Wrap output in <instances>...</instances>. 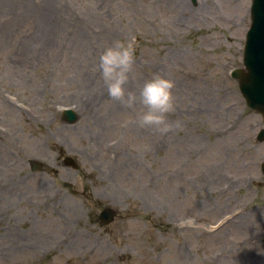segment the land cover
Here are the masks:
<instances>
[{
	"label": "rangeland",
	"instance_id": "374dc122",
	"mask_svg": "<svg viewBox=\"0 0 264 264\" xmlns=\"http://www.w3.org/2000/svg\"><path fill=\"white\" fill-rule=\"evenodd\" d=\"M182 2L0 0V264H264V123L230 77L250 0ZM132 37L126 89L174 81L167 133L101 79Z\"/></svg>",
	"mask_w": 264,
	"mask_h": 264
},
{
	"label": "clouds",
	"instance_id": "9594fccd",
	"mask_svg": "<svg viewBox=\"0 0 264 264\" xmlns=\"http://www.w3.org/2000/svg\"><path fill=\"white\" fill-rule=\"evenodd\" d=\"M134 66V37L104 46L99 55V70L109 97L135 111V119L142 127H154L161 134L180 127L179 121L168 120V114L175 110L174 81L166 75L153 73L138 85V91H130L125 85L133 74Z\"/></svg>",
	"mask_w": 264,
	"mask_h": 264
},
{
	"label": "water",
	"instance_id": "95a60500",
	"mask_svg": "<svg viewBox=\"0 0 264 264\" xmlns=\"http://www.w3.org/2000/svg\"><path fill=\"white\" fill-rule=\"evenodd\" d=\"M242 61L244 69L233 70L230 74L231 78L238 83L246 107L264 118V0H251L250 27L245 36ZM62 119L71 124L77 120V116L72 110L65 109ZM263 135L264 131H261L258 140L261 141ZM64 164L75 168L71 158L65 159ZM262 169L264 172V165ZM31 170L41 171V165L33 162ZM114 217V211L105 208L98 218L102 224L108 225Z\"/></svg>",
	"mask_w": 264,
	"mask_h": 264
},
{
	"label": "flooded vegetation",
	"instance_id": "af4514ba",
	"mask_svg": "<svg viewBox=\"0 0 264 264\" xmlns=\"http://www.w3.org/2000/svg\"><path fill=\"white\" fill-rule=\"evenodd\" d=\"M257 116L260 118V122H261V123H264V119H263V117L260 116L259 114H257ZM259 131H260V130H259ZM259 131L257 132L255 139H258V137H259ZM262 142H264V135H263V137H262ZM259 143H260V142H259ZM263 164H264V161H262V162L260 163V165H259V171H260V174H261V176L263 177V180H264V172H263V169H262V165H263ZM258 186H259L260 188H264V181L261 182V183H259Z\"/></svg>",
	"mask_w": 264,
	"mask_h": 264
},
{
	"label": "bare ground",
	"instance_id": "6f19581e",
	"mask_svg": "<svg viewBox=\"0 0 264 264\" xmlns=\"http://www.w3.org/2000/svg\"><path fill=\"white\" fill-rule=\"evenodd\" d=\"M176 2L178 3V8L180 7V8H182L183 9V12H184V10H185V8L183 7V2H182V0H176ZM87 104V102L85 103V105ZM75 107H78L79 109H81V110H83V104H81L80 103V105L79 104H77Z\"/></svg>",
	"mask_w": 264,
	"mask_h": 264
}]
</instances>
